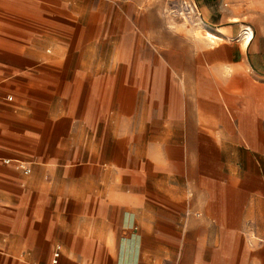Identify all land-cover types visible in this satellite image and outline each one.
<instances>
[{
    "label": "crops",
    "instance_id": "crops-1",
    "mask_svg": "<svg viewBox=\"0 0 264 264\" xmlns=\"http://www.w3.org/2000/svg\"><path fill=\"white\" fill-rule=\"evenodd\" d=\"M172 1L0 0V264H264V0Z\"/></svg>",
    "mask_w": 264,
    "mask_h": 264
},
{
    "label": "built area",
    "instance_id": "built-area-1",
    "mask_svg": "<svg viewBox=\"0 0 264 264\" xmlns=\"http://www.w3.org/2000/svg\"><path fill=\"white\" fill-rule=\"evenodd\" d=\"M169 14L182 21L185 22L189 26H199L202 24V15L200 12L199 7L195 3L194 0H176L172 1L169 3ZM243 36L248 37L251 36L252 38V33L249 35V29H244L243 31ZM6 164H10L11 160L7 159L4 160ZM18 166L25 172V173H30V169L26 168L23 166L21 163H18ZM58 254H59V249L56 252L54 261L52 264H58Z\"/></svg>",
    "mask_w": 264,
    "mask_h": 264
},
{
    "label": "rangeland",
    "instance_id": "rangeland-1",
    "mask_svg": "<svg viewBox=\"0 0 264 264\" xmlns=\"http://www.w3.org/2000/svg\"><path fill=\"white\" fill-rule=\"evenodd\" d=\"M185 260V259H184ZM170 263V261L169 260H167V262H166V264H169Z\"/></svg>",
    "mask_w": 264,
    "mask_h": 264
}]
</instances>
